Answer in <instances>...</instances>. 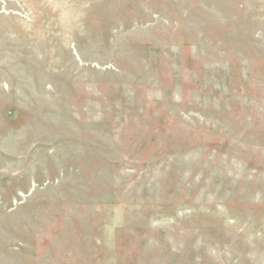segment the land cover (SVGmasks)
I'll use <instances>...</instances> for the list:
<instances>
[{"label":"rangeland","instance_id":"obj_1","mask_svg":"<svg viewBox=\"0 0 264 264\" xmlns=\"http://www.w3.org/2000/svg\"><path fill=\"white\" fill-rule=\"evenodd\" d=\"M0 264H264V0H0Z\"/></svg>","mask_w":264,"mask_h":264}]
</instances>
